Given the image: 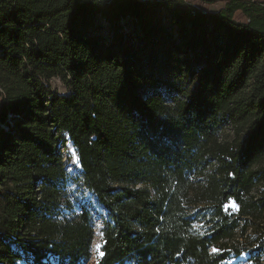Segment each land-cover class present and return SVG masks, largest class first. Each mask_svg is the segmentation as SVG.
I'll use <instances>...</instances> for the list:
<instances>
[{
	"label": "trees",
	"instance_id": "1",
	"mask_svg": "<svg viewBox=\"0 0 264 264\" xmlns=\"http://www.w3.org/2000/svg\"><path fill=\"white\" fill-rule=\"evenodd\" d=\"M153 12L186 74L167 95ZM65 135L102 215L67 193ZM242 256L264 264V0H0V264Z\"/></svg>",
	"mask_w": 264,
	"mask_h": 264
},
{
	"label": "rangeland",
	"instance_id": "2",
	"mask_svg": "<svg viewBox=\"0 0 264 264\" xmlns=\"http://www.w3.org/2000/svg\"><path fill=\"white\" fill-rule=\"evenodd\" d=\"M151 1V0H148ZM211 10V8H208ZM151 25H158L162 28V31L152 30V39L153 44L149 47V52L144 60V63L147 64L149 74L158 81L159 92L164 93L165 95L172 92L175 86H183L185 79V70L182 68V63H180L181 52L178 53L179 56L175 53H171L170 47L171 44L168 43V37L166 36V29L164 27L165 14L163 12H153L149 16ZM164 24V25H163ZM123 27L122 32L125 35V38H133L136 34V27L131 20L123 21L120 23ZM107 39L110 38L109 34H105ZM167 41V43H164ZM50 85L58 93H65L61 83L58 80H52ZM65 140V137H64ZM67 141V140H66ZM65 141L64 145V157L69 160L67 165V173L70 176V179L67 183V193L70 195L72 201L78 204H85L91 209L96 216L102 215V209L96 204V200L92 194L87 192L81 186L80 179V168L77 167L73 161V154L67 151V142ZM100 222L96 221L95 225V236L91 245L92 250V260L91 263H94L100 257V248L102 245L101 233H100ZM229 264H246V257L239 260H233Z\"/></svg>",
	"mask_w": 264,
	"mask_h": 264
},
{
	"label": "bare ground",
	"instance_id": "3",
	"mask_svg": "<svg viewBox=\"0 0 264 264\" xmlns=\"http://www.w3.org/2000/svg\"><path fill=\"white\" fill-rule=\"evenodd\" d=\"M66 140H67V138H66ZM67 151L70 152L71 154H73V161L75 162V164H76L77 167H78V164H77V160H76V157H75L74 151H73V149L70 147V143H69L68 140H67ZM78 168H79V167H78ZM242 258H243V256H242ZM242 258H241V259H242Z\"/></svg>",
	"mask_w": 264,
	"mask_h": 264
},
{
	"label": "water",
	"instance_id": "4",
	"mask_svg": "<svg viewBox=\"0 0 264 264\" xmlns=\"http://www.w3.org/2000/svg\"><path fill=\"white\" fill-rule=\"evenodd\" d=\"M64 137H65V139L67 138V140H68L67 135H65ZM70 147L72 148L71 144H70ZM76 160H77V159H76ZM77 164H78V162H77ZM78 167L80 168L79 164H78ZM101 255H102V254H101ZM101 255H100V257H101ZM243 258H244V257H243ZM240 260H241V259H240Z\"/></svg>",
	"mask_w": 264,
	"mask_h": 264
}]
</instances>
